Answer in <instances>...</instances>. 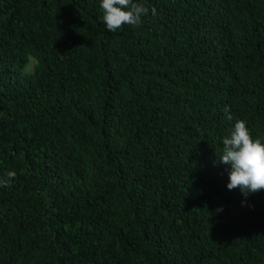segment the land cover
Wrapping results in <instances>:
<instances>
[{"label": "trees", "instance_id": "16d2710c", "mask_svg": "<svg viewBox=\"0 0 264 264\" xmlns=\"http://www.w3.org/2000/svg\"><path fill=\"white\" fill-rule=\"evenodd\" d=\"M144 6L0 0V264H264V190L218 160L264 139V0Z\"/></svg>", "mask_w": 264, "mask_h": 264}, {"label": "clouds", "instance_id": "9594fccd", "mask_svg": "<svg viewBox=\"0 0 264 264\" xmlns=\"http://www.w3.org/2000/svg\"><path fill=\"white\" fill-rule=\"evenodd\" d=\"M103 10L101 22L109 32L122 25H138L149 9L144 0H99ZM152 14L156 10L151 9ZM232 120V116L228 115ZM219 162L229 166V190L239 189L245 196L264 190V139L254 138L246 121L236 120L228 136L222 138ZM16 176L8 171L0 178V187H6Z\"/></svg>", "mask_w": 264, "mask_h": 264}, {"label": "rangeland", "instance_id": "374dc122", "mask_svg": "<svg viewBox=\"0 0 264 264\" xmlns=\"http://www.w3.org/2000/svg\"><path fill=\"white\" fill-rule=\"evenodd\" d=\"M32 67H33V66L31 65V66L28 68V71H31V70H32Z\"/></svg>", "mask_w": 264, "mask_h": 264}]
</instances>
